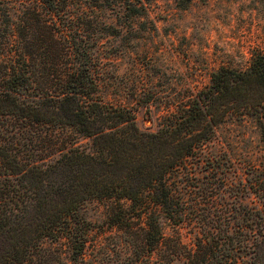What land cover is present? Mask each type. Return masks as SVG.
<instances>
[{"label":"trees","instance_id":"1","mask_svg":"<svg viewBox=\"0 0 264 264\" xmlns=\"http://www.w3.org/2000/svg\"><path fill=\"white\" fill-rule=\"evenodd\" d=\"M147 1L1 0L0 264H264V179L232 188L215 142L229 113L264 138V50L167 97L141 128L132 106L98 97L94 68L112 26L97 10L136 16ZM106 231L118 261L100 254Z\"/></svg>","mask_w":264,"mask_h":264},{"label":"rangeland","instance_id":"2","mask_svg":"<svg viewBox=\"0 0 264 264\" xmlns=\"http://www.w3.org/2000/svg\"><path fill=\"white\" fill-rule=\"evenodd\" d=\"M97 14L112 25L100 28L111 33L102 34L98 43L97 95L132 106L137 125L145 129L156 127L167 97L200 89L217 67H245L252 53L264 50V0H148L136 16L110 2ZM215 138L220 157L230 161L232 188L239 178L264 179V138L251 115L227 114L216 126ZM251 199L258 198L251 194ZM83 213L99 222L104 205L89 202ZM178 230L190 245L188 225ZM100 235L103 261H118L116 236L108 231Z\"/></svg>","mask_w":264,"mask_h":264}]
</instances>
